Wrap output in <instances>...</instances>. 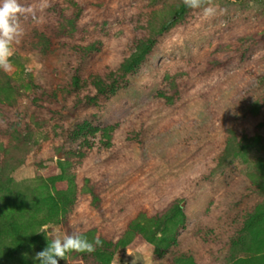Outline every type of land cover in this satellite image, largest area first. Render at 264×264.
<instances>
[{
  "label": "rangeland",
  "instance_id": "374dc122",
  "mask_svg": "<svg viewBox=\"0 0 264 264\" xmlns=\"http://www.w3.org/2000/svg\"><path fill=\"white\" fill-rule=\"evenodd\" d=\"M19 3L31 11L0 70L14 90L0 105V264H38L48 241L94 229L108 245L58 264H264V0ZM140 40L144 61L124 73ZM93 74L119 87L98 94Z\"/></svg>",
  "mask_w": 264,
  "mask_h": 264
},
{
  "label": "clouds",
  "instance_id": "9594fccd",
  "mask_svg": "<svg viewBox=\"0 0 264 264\" xmlns=\"http://www.w3.org/2000/svg\"><path fill=\"white\" fill-rule=\"evenodd\" d=\"M184 4L191 9L201 8L204 0H183ZM31 11L25 8L19 0H0V70H11L10 57L14 54L13 45L19 43L23 29L19 18L25 12ZM216 8L204 7L205 16L216 14ZM31 178L28 174L14 176L17 183ZM101 244L99 237L90 242L83 233H75L65 236L63 239L48 241L47 246L36 253L35 260L38 264H58V258L67 259L72 252H94L97 245Z\"/></svg>",
  "mask_w": 264,
  "mask_h": 264
},
{
  "label": "trees",
  "instance_id": "16d2710c",
  "mask_svg": "<svg viewBox=\"0 0 264 264\" xmlns=\"http://www.w3.org/2000/svg\"><path fill=\"white\" fill-rule=\"evenodd\" d=\"M35 34L34 37L37 40V45L40 46V51L42 53H48L51 49V40L50 37L43 31H41L40 29L35 28L34 29ZM48 38V39H47ZM138 53L133 56L132 60L128 61L126 64L124 63L123 65V72H130L132 70H134L135 68H137L139 65L142 64V62L144 61V54L146 53V49H144L143 46V42L140 40L138 46ZM79 69L76 71L75 77L73 78V89H76L79 87L80 84V76H79ZM110 74L106 75L105 77L102 75H90V83L95 87V89L97 90L98 94L104 95L106 93L109 92H114L119 86H115L112 85L110 86L112 81H109L108 77ZM11 80L10 78L6 77V76H1L0 77V105L2 104H12L13 103V96H14V90H13V85L11 84ZM41 86H38L37 88H40ZM56 93V92H55ZM141 214V212L138 213V215L132 219L129 222L128 225V230L126 231V233L118 240L119 243H125L127 240V235L130 233L131 229H133L137 224H135V220L137 219V217ZM89 236L91 235L92 237V242H94L96 237H99L101 240V244L97 245L95 250H99L103 247H105V245H108V241L101 236H97V231L94 229L93 231L89 232ZM85 236V235H84Z\"/></svg>",
  "mask_w": 264,
  "mask_h": 264
}]
</instances>
